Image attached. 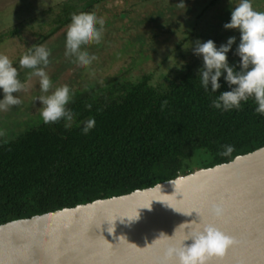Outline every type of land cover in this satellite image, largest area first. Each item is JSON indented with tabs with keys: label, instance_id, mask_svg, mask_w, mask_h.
I'll return each instance as SVG.
<instances>
[{
	"label": "trees",
	"instance_id": "trees-1",
	"mask_svg": "<svg viewBox=\"0 0 264 264\" xmlns=\"http://www.w3.org/2000/svg\"><path fill=\"white\" fill-rule=\"evenodd\" d=\"M86 1L81 10L74 0H61L57 5L44 2L36 15L6 22L0 41L20 37L21 43L30 47L28 41L37 34L34 46L62 31L65 45L70 14L91 12L105 20L101 42L85 49L97 57L93 62L100 61V69L109 71L117 57L138 47L132 60L136 68L137 61L148 63L145 61L164 51L174 39L177 33L170 24L192 17L198 8V17L213 15V40L219 45L234 33L235 29H225L223 24L230 19L231 7L238 3L118 0L111 7L112 0ZM149 22H156L158 28L147 31ZM221 29L225 33L219 35ZM186 33L193 35L195 31L186 29ZM235 36L238 43L239 36ZM113 37L123 42L120 48L109 46L108 38ZM181 45L177 44L175 51ZM182 55L184 64L172 68L163 83H152V75L147 73L133 76L131 70L92 78L90 65L78 66L77 77L69 78L70 82L59 73L53 75L74 93L68 107L76 119L68 131L63 122L43 123L38 118L40 110L23 106L25 100L20 99L22 104L16 109L28 117L18 124V133L0 137V224L153 186L264 146V116L253 111L254 101L249 98L241 102L239 110L213 108L211 99L228 90V85L221 77L217 93L206 92L197 75L202 59ZM238 60L230 50L229 63ZM89 103L90 109L85 107ZM14 110L9 106L0 115L7 117ZM90 117L95 118V126L83 134L82 122ZM226 144L233 145L234 150L221 156V146Z\"/></svg>",
	"mask_w": 264,
	"mask_h": 264
},
{
	"label": "water",
	"instance_id": "water-1",
	"mask_svg": "<svg viewBox=\"0 0 264 264\" xmlns=\"http://www.w3.org/2000/svg\"><path fill=\"white\" fill-rule=\"evenodd\" d=\"M202 187L223 200L225 215L214 222L236 239L207 264H264V146L153 186L0 224V264H160L164 234L177 228V240L179 225L198 219L180 211L201 207Z\"/></svg>",
	"mask_w": 264,
	"mask_h": 264
},
{
	"label": "clouds",
	"instance_id": "clouds-1",
	"mask_svg": "<svg viewBox=\"0 0 264 264\" xmlns=\"http://www.w3.org/2000/svg\"><path fill=\"white\" fill-rule=\"evenodd\" d=\"M181 2L183 3V0ZM104 24V18L98 17L95 13L84 11L71 13L65 33L64 55L72 58L71 62L79 67L91 65L97 57L95 54H89L85 49L90 44L101 42ZM223 27L238 30V43L236 36H228L219 45L211 38L203 41L197 38L192 47L193 54L202 59V65L197 69L200 86L206 92L217 93V89L221 87L219 78L223 77L228 90L220 91L211 99L213 108L221 111L239 110L241 102L251 98L256 105L253 111L264 116V11H257L252 5V0H238V3L231 7L230 19L223 24ZM234 43L236 47L233 49ZM230 50L239 57V60L232 64L228 61ZM50 52L51 50L43 44L30 46L21 54L18 63L22 68L32 70L29 76L39 77L41 95L34 100L39 99L41 102L42 122L45 124L63 122L64 129L68 131L73 127L76 119V113L68 107L74 93L67 84L53 86L51 78L45 71L50 63ZM21 90H26L25 82L18 78V70L13 66L8 55L0 53V91L3 93L0 98V110H6L11 105H19L20 97L13 93ZM85 107L90 109L92 105L89 103ZM76 123L79 126L80 122ZM94 126L95 118L90 117L82 122L80 131L87 134ZM221 147L223 149L219 153L221 156H228L234 150L231 144ZM201 192V207H193L188 212L180 211L166 200L152 199L165 202L174 210L186 215H190L194 210L198 217L179 225L183 226V235L177 240L172 239L177 228L171 236L160 233L169 238L160 264H168L169 261H175L176 264H207L210 257L223 256L228 248L236 243L235 237L221 230L214 222L225 215L223 200L212 197L206 187H202ZM141 207L150 208L151 202L150 206L141 205L138 208ZM123 217H127L129 221L138 219V215ZM107 230L109 233L112 232L109 231V226ZM119 238L120 236L118 240ZM189 240L190 243H184Z\"/></svg>",
	"mask_w": 264,
	"mask_h": 264
},
{
	"label": "rangeland",
	"instance_id": "rangeland-1",
	"mask_svg": "<svg viewBox=\"0 0 264 264\" xmlns=\"http://www.w3.org/2000/svg\"><path fill=\"white\" fill-rule=\"evenodd\" d=\"M60 1L61 0H0V30L2 29V27L3 29H5L4 26L6 22H12L13 20H19L21 18H26V17L29 18L32 15H36L40 11L42 5H45L44 2L56 4L59 3ZM74 1L77 4L78 10L83 9V6L87 2L86 0H74ZM170 1H175V0H170ZM229 1L230 0H227L226 2L228 3ZM118 2H119L118 0H112V2L109 3V5L112 7L115 6ZM164 4H168V1H166ZM157 5L162 6L161 4H157ZM252 5L257 11H264V0H252ZM198 12H199V8L198 11H196L195 14L192 15V17L183 18L181 19L180 23L177 22L170 24L172 31L177 33V35H175L176 37L174 36V39H172V41L167 44L164 51L155 53L154 55H152L151 58L145 61L148 63L145 64L143 61H142L143 63L137 61L135 65L136 68L134 67L132 60L136 55L135 53L138 47H133L134 50L131 51L130 53L124 54L121 57H117L114 60V65L112 69H110L109 71L100 69V66L97 65L100 61L93 62V64L90 65L89 71H91V69L93 68V71L91 72L90 76L93 78V76H97V75L104 76L110 73L112 74H115L117 72L123 73L126 70H131L133 76L139 77L144 73H147L152 75V79H151L152 83H156L158 81L163 83L165 80V75L169 73V71L172 68H180L186 61L183 59V55L181 56L183 52L184 54H186L184 56L186 59L190 57H197L192 52V47L194 46L197 38H199L202 41L207 40L209 38L213 39L216 33L215 30L216 27L212 28L213 15L211 14L202 15L201 17H198L197 16ZM165 14H169V13L165 12ZM226 17H228V14L226 15ZM158 22L159 21L157 20V23ZM157 23L149 22L147 26L148 29L147 31H150V28L151 29L158 28ZM186 29L194 30L195 33L193 35H189L188 33H186ZM223 33H225V30L221 29L219 35H222ZM235 33L236 35L239 36V32L237 29H235L233 35L230 36H235ZM61 34L62 31L38 43V44H43L46 48L51 50L49 56L50 63L46 66L45 71L48 73L49 77L51 78L54 87L60 86L59 83L60 81L57 82L56 80H54L53 75L59 73L61 74L60 75L61 78L67 80V82H70L69 81L70 79H74L77 77L76 72L78 71V66L75 65L73 62H71L72 58L66 57L64 55L65 45H64L63 36ZM38 37L39 35L37 34L36 36H34V38H31L34 40L32 41L30 39L28 41L29 44L34 47V44L36 43L35 40ZM226 39L227 38H225V40ZM108 42H109V46L111 45L112 47H116V48H120L123 44V42L117 37L108 38ZM180 42H182V45L178 48V50L175 51L177 44H179ZM27 49H28V43L27 45L21 43L20 37H12L7 39L3 38L2 41H0V53H4L8 55V57L13 62V66L16 67L18 70V78L20 77L19 79L22 82H25L26 84V90H21L17 93L14 92L13 95H17L20 97V99L25 100L23 104L21 102L23 106L27 107L29 105L30 106L33 105V110L36 109L39 111L41 107V102L39 101V99L34 100L35 97L41 95L39 89V77L34 75L29 76V73L32 70L28 68H22L18 63L21 54L26 52ZM103 51H105V49L102 50L101 53L102 56H103ZM103 61L106 60L104 59ZM73 66H75L74 70H73ZM85 81H87V77ZM73 89H76V85L74 86ZM2 96L3 93L2 91H0V98H2ZM11 106L15 110L11 111L7 117H3L2 115H0V137H5L7 135L11 136L15 133H18L19 130L18 124L20 123L22 125L23 122H21V120L26 119L28 117V115H24L22 109H16V105H11ZM38 118H41L40 115Z\"/></svg>",
	"mask_w": 264,
	"mask_h": 264
}]
</instances>
